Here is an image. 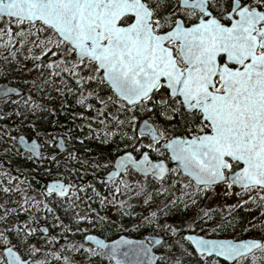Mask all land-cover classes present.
<instances>
[{
  "label": "snow or ice",
  "instance_id": "obj_1",
  "mask_svg": "<svg viewBox=\"0 0 264 264\" xmlns=\"http://www.w3.org/2000/svg\"><path fill=\"white\" fill-rule=\"evenodd\" d=\"M9 72L32 76L24 82L37 93L55 91L61 114L81 108L73 120L113 146L111 160L93 162L111 167L102 180L114 186L113 201L87 186L101 208H131L116 199L127 193L143 195L145 206L171 198L133 225L151 228L143 239L105 243L84 234L81 224L96 227L106 217L78 211L83 185L53 180L37 198L20 168L11 169L13 157L61 167L55 154H42L49 141L12 134L29 113L55 116L56 109L42 108L31 92L0 88V101L16 109L0 120L19 119L0 125V156L8 160L7 167L0 160V264H91L98 256L109 264H264V0H0V73ZM27 127L36 132L34 123ZM129 173L137 177L131 183ZM218 189L236 202L203 203ZM178 203L184 215L161 223ZM240 208L259 209V216L241 222L234 215ZM41 219L59 233L49 234Z\"/></svg>",
  "mask_w": 264,
  "mask_h": 264
},
{
  "label": "trees",
  "instance_id": "obj_2",
  "mask_svg": "<svg viewBox=\"0 0 264 264\" xmlns=\"http://www.w3.org/2000/svg\"><path fill=\"white\" fill-rule=\"evenodd\" d=\"M6 55V53H5ZM15 77V73L9 72L7 75L0 73V82H8L11 85H14L16 87H19L22 89L25 94L26 89H34L31 88L30 85L25 84V79H19L18 77ZM28 80V79H26ZM30 81V80H29ZM35 90V89H34ZM36 92V90H35ZM45 93H48L52 96V100L49 101L45 98ZM37 97H33L42 108H55L57 114L55 116L50 115L46 111H38L35 116L32 114H28V119L25 121V126L21 127V132H23L28 137H36L40 141H45L44 136L50 135L52 137L55 133H64L66 135V140L68 142L69 148H71L70 152L64 156L63 158L57 159L62 161V165L60 168H56L53 165H50L48 163H44L37 167L36 165H33L27 161L20 160L18 158L13 157L11 169L13 174H16V168L17 166L20 168L21 172L23 173L24 177H27L26 184L33 185L34 187L38 189H43L42 184L38 180L39 178L51 175H58L59 178L63 179L66 182H71L74 180H87L86 184L84 185L86 192H80L79 189H77L75 195L80 196L81 200L84 201V203L77 202L79 204L78 211L80 213L83 212V210H88L89 208H92L95 210V213H90V215H93V218L95 219V215H97V211L104 213L106 217V223H103L99 226L93 227L92 225H88L90 231L92 233L98 234L99 236L105 238V239H113L115 237H118L121 234H125L129 237L133 238H140L147 234L151 233V228H149L147 225H145L142 228H139L138 230H134L133 226L131 225H137L139 222L144 218L142 212H141V203H143L144 196H133L132 193H127L126 195H118L117 200L118 201H127V204L132 205L131 208L125 206L123 212H118L117 208L113 207L112 203H108L106 206L101 208V204L99 203V199L93 194L92 190L88 188V185H91L92 188H95L96 192L100 193L102 197H106L108 201H113V197L110 195V192L113 190L114 186L110 185L109 187H105L103 180L101 179V175L108 169V168H95L93 166V162H99L100 164L106 163L108 160L112 159L111 152H112V145H105L100 143L98 140L94 139L95 133H93L92 137H88V129L83 128L81 129L79 127L80 124L84 123L80 119L73 120V113H79L82 111L81 108L77 107H69L66 113L61 114L63 111L60 107L61 99L56 94L55 91L51 89H45L44 92L37 93ZM17 99V98H12ZM67 103L69 105H72L74 103V100L72 98H68ZM16 111L14 106H8L5 107L3 104V101H0V115L7 114V113H13ZM90 115V114H86ZM20 119H23L21 117ZM53 121H56L55 124H53ZM19 124V119L13 117L11 119H4L0 120V125H7L9 127H12L13 124ZM34 123L36 132L42 133V135L37 136L36 132H33L31 128L27 127L28 124ZM93 127H97V125H93ZM13 134V133H12ZM85 137H88L87 139H83ZM79 139H83V143L79 142ZM45 154H49L52 150H55L54 145L51 147L48 145L44 146ZM87 149V151H86ZM70 154H75L76 159L67 161L66 165L63 163L64 158L68 157ZM0 160H3L5 167L8 166V160L5 157L0 156ZM80 161H87V163H81ZM65 167L68 169V171H65ZM35 168V171H32V169ZM48 170V171H46ZM50 173V174H49ZM129 183H131L133 180L131 177L127 178ZM148 192L152 193L153 196H155V193L153 191L152 187L148 188ZM179 191H176V195L179 196ZM171 195V192L168 196ZM168 196L166 197H156L154 202H150L148 206L156 205L158 202L166 203L168 199H170ZM91 198V199H89ZM208 197H205L204 202L206 203ZM166 200V201H165ZM109 206H112L114 211L111 212L109 210ZM203 206V204L201 205ZM14 207V205H12ZM108 207V208H107ZM119 207V205H117ZM83 208V209H82ZM97 210V211H96ZM194 210H189L188 215H191ZM130 213V214H125ZM74 214V213H73ZM147 215V214H146ZM184 215V210L182 207L178 206L176 208H173L171 210V214L167 216L166 218L161 219V223L165 222V219H167V222H177L181 216ZM234 215L237 216L241 222L249 221L246 211L243 208L236 209L234 212ZM55 216H59L61 220L66 224L68 223V217L64 214V210L61 208H57L55 210ZM219 216H217V219ZM21 219H24L23 216H21ZM41 224H44L49 227L50 232L53 231L55 227L52 226V223H46L43 219L40 220ZM81 228H83V224L80 225ZM259 233V231H257ZM258 233L253 232L251 233L253 236L257 235ZM85 234V233H84ZM76 237L78 238L77 241H80L82 236L81 234H76ZM36 237L33 239L35 240ZM63 240V237H61V241ZM97 259V258H93ZM55 261L53 260L51 264H54Z\"/></svg>",
  "mask_w": 264,
  "mask_h": 264
},
{
  "label": "rangeland",
  "instance_id": "obj_3",
  "mask_svg": "<svg viewBox=\"0 0 264 264\" xmlns=\"http://www.w3.org/2000/svg\"><path fill=\"white\" fill-rule=\"evenodd\" d=\"M33 75H35V74H33ZM33 77L32 76H28V77H25L24 79H28V80H31ZM29 92H31V94H32V96L35 98V97H37V95H36V92H35V90L34 89H26V93L28 94ZM19 130V129H18ZM17 130V131H18ZM17 131H15V132H13V135H17V134H19V133H21V132H17ZM20 131H21V129H20ZM49 133H47V135H48ZM57 135H64V133H55L52 137H44V139L45 140H47V141H49V142H52L53 141V137L55 138ZM64 137L66 138V135H64ZM0 151H2V149H0ZM67 152V151H66ZM68 153V152H67ZM66 154V153H65ZM64 155V154H63ZM52 177H58V175H52ZM130 177H131V179L132 180H135V179H137V177L136 176H134V174H132V173H130ZM31 187H32V189L33 190H31V191H29V195H33V196H36L37 198H39V194H40V189H38V188H36V187H34L33 185H31ZM169 198L171 197V195L170 196H168ZM3 197L2 196H0V203H3ZM12 199H17V197H12ZM245 199H246V197H245ZM166 201V200H165ZM236 202V197L235 196H232V197H221V195H220V191H219V189L217 190V195L216 196H211V194H209V197L207 198V201H206V203L207 204H209L210 206H212V207H215L216 205H217V203H221V204H232V203H235ZM163 203H161V202H158L156 205H152V206H145L143 203H141V212H142V214H143V216L144 215H146L147 214V212H148V210L149 209H151V210H155L156 209V207H157V205H162ZM9 207H12V204H9L8 205ZM248 208H252V206L251 205H248L247 206ZM108 208V207H107ZM83 209V208H82ZM92 209V208H91ZM245 211H246V214H247V217H248V219H249V221L250 220H252V218L253 217H258L259 216V209H252L251 211H247L245 208H243ZM94 210V209H93ZM109 210L111 211V212H113L114 211V209H113V207L112 206H109ZM223 209H221V211H222ZM89 211V209L88 210H83V212L81 213V214H83V213H85V212H88ZM97 211V210H96ZM97 215H99V216H105V214L104 213H101V212H98L97 211ZM261 219H264V217H260ZM41 224V223H40ZM41 225H43V224H41ZM133 225H131L130 227H132ZM83 228H85L86 229V232H85V234L86 233H92L91 231H90V229H89V227H88V225L87 224H83ZM59 231H60V229L59 228H54L53 229V231L50 233L51 235H55V234H57V233H59ZM257 231H259V229H257L256 231H254V232H256V233H258ZM39 233L37 234V236H36V238H35V240L39 237ZM69 238L70 239H74V240H76L77 241V237H76V235L73 237V236H71V234H69ZM82 239V238H81ZM61 243H63V240L61 241V239H60V241L56 244V245H54V247L55 248H59L60 247V244ZM39 246V245H38ZM37 258H40V257H37ZM94 258H97V259H92L91 260V264H109V261H108V259L107 258H102V257H94ZM82 259H83V257L81 256V255H79V254H77L76 256H75V260L76 261H82ZM54 264H56V262L54 263Z\"/></svg>",
  "mask_w": 264,
  "mask_h": 264
},
{
  "label": "flooded vegetation",
  "instance_id": "obj_4",
  "mask_svg": "<svg viewBox=\"0 0 264 264\" xmlns=\"http://www.w3.org/2000/svg\"><path fill=\"white\" fill-rule=\"evenodd\" d=\"M12 98H17V97H12ZM17 132H21L20 131V129L17 131ZM19 135H24L28 140H31V139H33V138H35V139H37L38 140V142L40 143V144H44V141H40L38 138H36V137H28V136H26L23 132H21V133H19V134H17L16 136H19ZM44 137H50V135H46V136H44ZM58 137H62V139L64 140V142H65V146H66V150L64 151V152H60L58 149H57V147H55V145H56V143H57V138ZM51 143V145H54V147H55V150H52L50 153L51 154H55L56 155V158L57 159H60V158H63L64 156H66L69 152H70V150H71V148H69V146H68V142H67V140H66V138L64 137V135H57L56 137H55V139L52 141V142H50ZM45 146V145H44ZM44 148L45 147H43L42 149H41V151H42V154H44V155H46L45 154V150H44ZM68 153H67V152ZM66 153V154H65ZM64 154V155H63ZM111 170V167H109L102 175H101V179H102V177L107 173V172H109ZM135 176V175H134ZM128 177H130V173H129V176ZM127 177V178H128ZM51 179H59V180H62V181H64L63 179H61V178H59V177H52V175L51 176H46V175H44L43 177H41V178H39L38 180L41 182V184H42V180H51ZM74 181H76V180H74ZM29 194V193H28ZM114 239V238H113ZM113 239H105V240H107V241H109V240H113Z\"/></svg>",
  "mask_w": 264,
  "mask_h": 264
},
{
  "label": "water",
  "instance_id": "obj_5",
  "mask_svg": "<svg viewBox=\"0 0 264 264\" xmlns=\"http://www.w3.org/2000/svg\"><path fill=\"white\" fill-rule=\"evenodd\" d=\"M6 87H12V88H15L16 90H19V91H22L23 93H25L22 89H20L19 87H16V86H14V85H11V84H9V83H7V82H0V88H6ZM12 97H16L15 95H12ZM26 138V137H25ZM26 140H28L27 138H26ZM30 141V140H29ZM38 141V140H37ZM62 142V144H63V147H61V148H57L60 152H64L65 150H66V146H65V142H64V140L62 139V137H58L57 138V143H61ZM39 143V142H38ZM56 143V144H57ZM107 174H108V172L102 177V178H104V179H106L107 178ZM53 180H59V179H51V180H42V184H43V186H45V184L46 183H50V182H52ZM61 182H63V183H66V182H64V181H62L61 180ZM67 184V183H66ZM72 184H76V185H78V186H80V185H83L84 184V181H74V182H72ZM79 188V187H78ZM77 188V189H78ZM41 226H45V225H41ZM47 227V226H46ZM88 235H93V236H96L97 238H99V239H101V240H104V242L105 243H111V241H113V240H118V239H120V237H124L125 239H129V240H139V239H143L144 237H142V238H132V237H128V236H126V235H120V236H118V237H116L115 239H113V240H109V241H107V240H105V239H103V238H101L100 236H98V235H96V234H93V233H88ZM147 236V235H146Z\"/></svg>",
  "mask_w": 264,
  "mask_h": 264
}]
</instances>
